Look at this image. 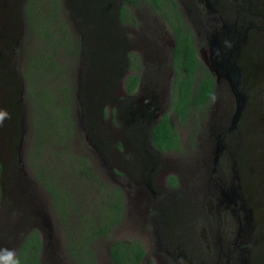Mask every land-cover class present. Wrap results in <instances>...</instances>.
Segmentation results:
<instances>
[{
  "label": "flooded vegetation",
  "instance_id": "af4514ba",
  "mask_svg": "<svg viewBox=\"0 0 264 264\" xmlns=\"http://www.w3.org/2000/svg\"><path fill=\"white\" fill-rule=\"evenodd\" d=\"M24 2L21 1L20 10ZM160 2L169 20L157 8H152L147 0L137 3L86 1V8L94 10L87 13L89 22L93 23L97 13L106 12L105 24H112L113 36L121 41L122 46L126 45L120 54L122 68L118 86L122 99L128 97V107L126 118L121 112L116 117L123 120V126L137 122L139 126L141 122L143 128L140 131L133 129L129 134L130 145L133 147L135 144L137 149L141 147L143 150V141L158 155L154 161L160 166L163 153L179 151L159 150L150 142L151 126L165 112V106L177 124H198L202 128L205 121V138H201L198 131L195 133L200 152L206 154L202 165L206 176L197 186L202 197H197V190L191 192L186 189L194 187L191 182L183 186L182 175L176 170L170 169L164 174V168L154 169L152 165L149 168L133 167L137 187L132 190L130 199L137 202L139 195L145 199L143 209L153 221L150 222L153 235L158 243H163L158 247L168 251L174 264H264V197L261 196L263 205L260 213L253 212L247 206L245 191L239 184L246 174V152L255 151L259 140L264 146V139H261L263 131L247 136L250 134L247 124H254L259 129L258 124L263 126L264 122V69L258 67L261 58L264 59V0ZM141 5L155 12L158 18L146 23L150 25L138 28L143 37L150 40L137 36V40L132 37L130 41L126 32L133 30L136 23L143 24V21H137L140 16L137 8ZM121 6L125 11L124 21L118 16ZM151 24L155 25L153 29ZM172 24H180L182 40L191 43L193 63L188 62V56L182 53L173 55L175 32ZM165 27L168 29L166 36ZM174 67L177 69V85L182 83L181 77L187 76L188 71L192 85L204 76H209L211 81L210 93L201 106L187 110L181 119L169 106L176 72ZM128 74L137 75L130 92L124 86V78ZM145 86L159 95V104L155 107L158 111H153V106H150L154 97L143 93ZM114 103L116 106L122 102L117 98ZM137 109V116L131 119ZM111 131L121 138L119 126H112ZM176 134L179 138L177 131ZM179 143L182 145L180 138ZM113 145L111 155L119 150ZM136 152L139 156V149ZM115 171V174L119 172ZM122 184L119 185L122 187ZM139 184L142 191L138 189ZM252 212L257 217L254 222ZM196 216L204 221L200 228L201 241L194 238ZM224 232L227 234L222 236ZM143 251L139 264L145 257L146 250L143 248ZM5 259L2 258L0 264Z\"/></svg>",
  "mask_w": 264,
  "mask_h": 264
},
{
  "label": "rangeland",
  "instance_id": "374dc122",
  "mask_svg": "<svg viewBox=\"0 0 264 264\" xmlns=\"http://www.w3.org/2000/svg\"><path fill=\"white\" fill-rule=\"evenodd\" d=\"M21 1L0 0V109L7 110L9 114V118H5L3 124L0 125V161L2 164L0 175V260L9 258L16 251L23 236L33 227L42 240L39 264H77L67 255L65 246L67 231L65 232L63 223L60 222V218L51 206L49 193L34 175V170L38 168V162L42 161L40 156H43L44 151H36L39 147L35 142L30 101L25 94L21 71L23 58H25L24 53L31 48L33 50V46L40 47L44 38L39 37L38 33L30 31L26 26L23 6L20 10ZM80 1L83 0H59L60 22L66 24L70 33L79 39V51L74 56L67 57L62 50H57L54 56L62 64H67L65 76L70 82L73 99L72 131L65 145L74 155H82L86 158L92 171L101 182L117 185L124 203L121 220L114 225L108 236L99 234L92 241L93 264H110L107 246L111 239L133 238L137 239L146 250L141 264H174L168 251L158 247L163 243H158L153 235V225L150 223L153 221L149 220V213L143 209L145 199L141 195L138 196L137 202L130 199L132 190L137 187L134 184L136 177L133 167L149 168L154 165V169L156 167L159 170V167H162L161 170L164 168V174L166 171L174 169L182 175L183 186L186 187L191 182L195 188L186 187V189L191 192L197 190V197H202L197 186L206 176L205 167L202 166L206 154L200 152L195 133L198 131L201 138H205V121L202 122V128L198 124H177L172 112L168 106H165L169 120L175 126L182 141L179 151L163 153L159 166L158 162L154 161L158 155L142 141L143 150L141 147L138 148V156L137 146L130 145L132 141L129 134L133 129L142 130V123L140 122L139 126L138 122L136 124L127 123L123 126L124 124L121 123L123 120L116 117L121 110L128 107V97L122 99L123 96L118 86L119 71L122 68L120 54L126 45L122 46L121 41L113 36L112 24H105L106 12L97 13L91 23L87 13L94 10L86 8L87 0L83 3ZM137 13H140L137 21L141 20L143 24H134L133 30L130 29L126 32L128 39L132 41L133 37L135 41L137 36H140L139 38H145V41L146 39L150 40L147 36L143 37L138 28L150 25L146 23L152 19L157 20L158 17L155 12L144 5L137 8ZM123 25L129 26L128 23ZM151 26L153 29L155 25L151 24ZM143 33L146 35L145 30ZM164 35H168L166 27ZM258 67L264 69L263 58L259 61ZM49 79L50 83L57 85L64 82L60 77L57 80ZM146 80H148V76ZM143 93L154 97L150 106H153V111H158L155 108L159 104L157 92L145 86ZM117 98L122 103L115 106L114 102ZM161 105L164 106V103L162 102ZM262 124L264 126V122ZM112 126H119L121 138L112 133ZM258 126L259 129L254 124H247V130L250 133L247 136L251 137L259 131L264 132V127L260 124ZM262 138L264 139V136ZM262 142L259 140L256 144V152L252 150L246 152L244 157L246 174L239 183L241 190L245 191L244 197L247 206L253 212L256 210L258 213L263 205L261 196L264 197V146H262ZM112 145L118 147L119 150L111 155ZM55 146L57 148V145ZM260 151H262L261 154ZM45 152V157H48L49 149ZM115 170L119 171L116 173L118 175L115 174ZM74 178L68 184L69 191L73 193L74 203H81L79 208L71 210V221H67L73 228L78 222V214L83 213L87 207V205H81L84 204L83 202H87L84 196L85 190L91 189V193L96 195L102 187L99 181L91 178L81 179L80 177L78 179L77 174H74ZM120 183H123L122 187L119 185ZM138 189H140V184ZM205 199L206 197L203 200ZM253 212L254 222L257 217ZM203 222L200 216L195 217L194 238L200 241L203 237L200 233V228L204 225ZM225 234L227 232H224L222 236Z\"/></svg>",
  "mask_w": 264,
  "mask_h": 264
},
{
  "label": "trees",
  "instance_id": "16d2710c",
  "mask_svg": "<svg viewBox=\"0 0 264 264\" xmlns=\"http://www.w3.org/2000/svg\"><path fill=\"white\" fill-rule=\"evenodd\" d=\"M122 1L137 3L140 0ZM147 1L152 8H157L169 20L167 13L162 10L161 0ZM170 1L165 0L167 3ZM123 8L121 6L118 11L122 21L125 20L122 17L125 12ZM58 12L59 0H25L23 4L26 26L44 38L40 47L33 46V50L31 48L29 52L24 53L21 71L25 94L30 101L35 142L39 147L36 151H44L43 156H40L42 161L38 162L34 175L49 193L51 206L63 223L65 232L67 231L65 235L67 255L77 264H93L92 241L99 234L108 236L114 225L121 220L124 203L117 185L101 182L86 158L74 155L65 145L72 131L73 99L70 82L65 76L67 64H62L54 56L57 50L64 51L67 57L74 56L79 51V39L70 33L66 24L60 22ZM172 26L175 32L173 55L177 52L182 53L188 56V62L193 63L191 43L182 40L180 24ZM174 69L177 70L176 67ZM59 77L63 79V83L60 85L50 83L49 78L57 80ZM181 79L182 83L177 85L176 71L171 85L169 105L179 119L187 110L201 106L211 89L209 76L200 78L194 85L191 82L190 71ZM136 80V74L125 76L124 86L127 91L133 90ZM150 138L151 144L159 150L180 149L179 138L166 111L151 126ZM41 148L49 149L48 157H45L46 152ZM74 174L78 175V179L81 177L99 181L102 187L96 195L91 193V189L85 190L87 202L81 205L87 207L83 213L78 214V222L73 228L69 223L71 210L79 208L81 203H74L73 193L69 191L68 184L75 179ZM169 177L173 179L172 176ZM41 248V237L37 230L31 227L23 236L16 251L1 264H16L17 261L19 264H39ZM107 253L110 264H139L144 251L141 243L135 238L111 239Z\"/></svg>",
  "mask_w": 264,
  "mask_h": 264
},
{
  "label": "clouds",
  "instance_id": "9594fccd",
  "mask_svg": "<svg viewBox=\"0 0 264 264\" xmlns=\"http://www.w3.org/2000/svg\"><path fill=\"white\" fill-rule=\"evenodd\" d=\"M5 118H9V114L7 113V110L5 109H0V125L3 124V120ZM7 251V250H6ZM16 264H19V262L17 261Z\"/></svg>",
  "mask_w": 264,
  "mask_h": 264
},
{
  "label": "water",
  "instance_id": "95a60500",
  "mask_svg": "<svg viewBox=\"0 0 264 264\" xmlns=\"http://www.w3.org/2000/svg\"><path fill=\"white\" fill-rule=\"evenodd\" d=\"M137 111H139V110H138V109L135 110V112L132 114L131 119H134V118L137 116ZM126 113H127V108L121 110V114H122V116L125 117V118H126ZM130 115H131V114H130ZM0 165H1V167H0V175H1V169H2L1 161H0Z\"/></svg>",
  "mask_w": 264,
  "mask_h": 264
}]
</instances>
